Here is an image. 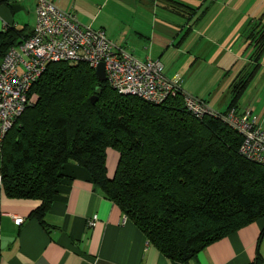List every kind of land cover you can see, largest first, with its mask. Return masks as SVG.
Segmentation results:
<instances>
[{
    "label": "trees",
    "instance_id": "16d2710c",
    "mask_svg": "<svg viewBox=\"0 0 264 264\" xmlns=\"http://www.w3.org/2000/svg\"><path fill=\"white\" fill-rule=\"evenodd\" d=\"M261 25L246 29L256 66L234 80L221 114L244 111L239 101L264 55ZM30 35L10 27L0 32V63ZM28 100L0 152L4 194L38 202L28 219L45 226L70 165L84 169L172 262L189 263L210 244L264 218V166L239 154L242 138L236 131L220 118L194 117L180 96L157 105L119 95L99 82L87 63L57 62L47 65ZM110 154L115 156L111 173ZM262 261L257 254L252 264Z\"/></svg>",
    "mask_w": 264,
    "mask_h": 264
},
{
    "label": "crops",
    "instance_id": "0c3cea01",
    "mask_svg": "<svg viewBox=\"0 0 264 264\" xmlns=\"http://www.w3.org/2000/svg\"><path fill=\"white\" fill-rule=\"evenodd\" d=\"M49 1L75 16L82 26L103 31L137 59L159 61L169 80L220 113L230 103V97H225V109L212 105V96L223 86L221 78L231 79L233 67L242 59L248 57V63H253V52L246 49L248 40L241 51V32L264 18V0H259L260 5L258 0ZM35 9L36 0H0V32L10 27L30 35ZM242 71L245 68L233 82ZM257 122L264 128L263 117L257 116ZM114 157L109 156V173ZM37 205L32 200L8 198L0 184V264H252L264 229L262 218L210 244L189 263L172 262L124 220L119 207L84 169L73 165L65 167L44 216L45 226L35 218L28 219ZM16 217L23 219L20 225L14 222Z\"/></svg>",
    "mask_w": 264,
    "mask_h": 264
},
{
    "label": "built area",
    "instance_id": "2783aa9c",
    "mask_svg": "<svg viewBox=\"0 0 264 264\" xmlns=\"http://www.w3.org/2000/svg\"><path fill=\"white\" fill-rule=\"evenodd\" d=\"M35 13L32 34L9 48L0 63V152L6 134L29 107L28 93L47 65L84 62L94 70L102 64L105 82L119 95L136 96L157 105L180 96L194 117L220 118L241 136L239 154L264 166V128L258 125L252 110L216 112L169 80L159 61L137 59L116 46L103 31L82 26L75 16L61 11L49 0H36ZM22 221L20 217L14 218L18 225ZM92 224L93 221L89 225Z\"/></svg>",
    "mask_w": 264,
    "mask_h": 264
},
{
    "label": "rangeland",
    "instance_id": "374dc122",
    "mask_svg": "<svg viewBox=\"0 0 264 264\" xmlns=\"http://www.w3.org/2000/svg\"><path fill=\"white\" fill-rule=\"evenodd\" d=\"M259 3L260 2L258 0V4ZM261 7H262L261 8V11H262L263 6L261 5ZM258 13H260V11H258ZM260 17H262V16H260ZM260 17H257V19L260 18ZM261 22L263 24V25H261L262 28H263L264 27V18H262ZM243 31L241 32V36H240V38L242 40L241 41L242 45L244 44L245 39H246V34L248 33L247 30L244 31V32ZM247 46L248 47L246 48V45L244 44L241 47V51H244L245 48H246V49H249L251 51V53H252L253 52L252 51L253 50L252 46L250 44L247 45ZM236 50H237V48H235L234 51H236ZM248 61H249V59L247 57V58H245V60L242 59V61H240L237 64H235V66L233 67V73H232L234 76L231 79L226 81L224 78H221L223 86H221L220 90L217 92V94L215 96H212L214 98L213 102H212V105L217 104L218 107L221 108V109H225L226 108L225 103H224V101L222 99L225 98V97H230V99H231V95H228V86H229V84L231 82H233V79L238 74V71L240 69H243V68H245V70L248 71V72L249 71H253L254 67L256 66L255 63L249 64ZM259 64H260V66L256 70L253 79L249 82V85H248L247 89L245 90V92L243 93V96L241 97L238 106H239V109H241V110L243 108L250 109V107H251L252 109H254V112H255L253 114L255 116H258L260 119H262V117L264 118V55L260 59ZM163 74H164V71H163ZM207 75L208 74L206 72L205 77ZM218 75H220V72H218L217 76ZM216 81H218L217 78H214V82H216ZM256 250H257V254H259V256L264 260V229H263V233H262L259 241L257 242Z\"/></svg>",
    "mask_w": 264,
    "mask_h": 264
},
{
    "label": "water",
    "instance_id": "95a60500",
    "mask_svg": "<svg viewBox=\"0 0 264 264\" xmlns=\"http://www.w3.org/2000/svg\"><path fill=\"white\" fill-rule=\"evenodd\" d=\"M95 76L97 77L99 82H105V73H104V67L102 64H99L96 69L94 70ZM91 101L94 103L96 100L95 98H92Z\"/></svg>",
    "mask_w": 264,
    "mask_h": 264
}]
</instances>
